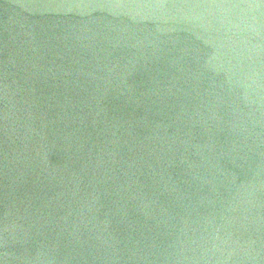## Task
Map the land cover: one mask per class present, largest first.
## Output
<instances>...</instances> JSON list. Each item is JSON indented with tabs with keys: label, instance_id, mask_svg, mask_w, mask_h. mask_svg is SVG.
<instances>
[{
	"label": "water",
	"instance_id": "water-1",
	"mask_svg": "<svg viewBox=\"0 0 264 264\" xmlns=\"http://www.w3.org/2000/svg\"><path fill=\"white\" fill-rule=\"evenodd\" d=\"M0 264H264V0H0Z\"/></svg>",
	"mask_w": 264,
	"mask_h": 264
}]
</instances>
